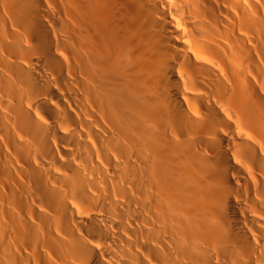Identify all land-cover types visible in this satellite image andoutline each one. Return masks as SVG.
<instances>
[{
  "label": "bare ground",
  "instance_id": "6f19581e",
  "mask_svg": "<svg viewBox=\"0 0 264 264\" xmlns=\"http://www.w3.org/2000/svg\"><path fill=\"white\" fill-rule=\"evenodd\" d=\"M0 264H264V0H0Z\"/></svg>",
  "mask_w": 264,
  "mask_h": 264
}]
</instances>
